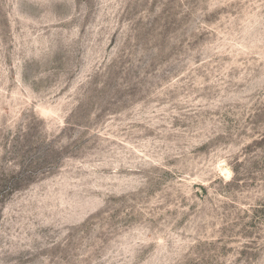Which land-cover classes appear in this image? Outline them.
Returning <instances> with one entry per match:
<instances>
[{
	"label": "rangeland",
	"instance_id": "obj_1",
	"mask_svg": "<svg viewBox=\"0 0 264 264\" xmlns=\"http://www.w3.org/2000/svg\"><path fill=\"white\" fill-rule=\"evenodd\" d=\"M0 264H264V0H0Z\"/></svg>",
	"mask_w": 264,
	"mask_h": 264
}]
</instances>
